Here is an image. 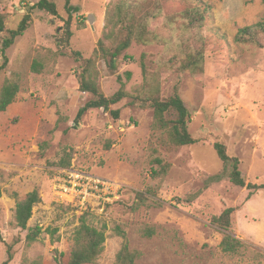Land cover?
Wrapping results in <instances>:
<instances>
[{
	"label": "rangeland",
	"instance_id": "obj_1",
	"mask_svg": "<svg viewBox=\"0 0 264 264\" xmlns=\"http://www.w3.org/2000/svg\"><path fill=\"white\" fill-rule=\"evenodd\" d=\"M37 1L0 0L5 29L16 28L26 13L31 16L6 50L8 62L0 70V88L6 80L19 83L14 101L0 112V264L8 247L13 255L8 264H58L60 253L66 262L82 218L105 235L95 264H115L123 241L117 226L128 246L141 253L136 264H264V188L248 196L249 189L233 185L229 163H222L213 148L215 141L225 145L239 160L246 182H264V29H254L262 46L235 40L241 28L262 20L261 0H163L160 14L149 23L151 42H132L115 69L96 54L90 68L101 92L110 96L123 84L126 95L108 110H87L77 125L78 108L94 98L79 90L84 60L93 55L119 0H70L78 10L71 14L69 38L65 0H50L56 15L32 8ZM188 8L205 14L204 60L176 75L159 58L181 43L177 22L168 17ZM33 62L39 72L31 69ZM153 80L163 97L178 82L197 142L173 150L158 144L160 132L152 128L153 110L144 98ZM116 109L118 118L110 113ZM150 145L158 149L154 156L170 164L163 175L151 174ZM63 169L106 180L116 192L106 200H89L85 208L61 202L54 186ZM32 190L41 200L27 227L39 226L41 232L26 244L27 230L15 224L14 209L16 199ZM136 191L148 196L134 208ZM227 206L236 208L232 233L246 243L235 254L220 250L222 231L211 223ZM147 226L154 229L150 237L140 234Z\"/></svg>",
	"mask_w": 264,
	"mask_h": 264
},
{
	"label": "trees",
	"instance_id": "obj_2",
	"mask_svg": "<svg viewBox=\"0 0 264 264\" xmlns=\"http://www.w3.org/2000/svg\"><path fill=\"white\" fill-rule=\"evenodd\" d=\"M163 0H119L115 3L113 9V16L106 21V29L102 38L98 40L97 48L93 55L84 60L85 65L82 68L79 77V90L88 92L94 98L89 99L81 105L76 113L74 122L77 125L83 114L92 108H103L108 110L111 104L120 101L126 95L123 84L120 88L110 96H105L97 84L96 75L93 73L91 64L94 61L96 54L107 60L108 67L116 68L117 60L121 56H126L123 52L131 45L132 42L138 44H147L153 40V33L149 29V23L155 19L161 12V4ZM264 6V0H261ZM65 10L68 13V19L65 23V35L69 38L72 34L70 29V18L74 11L78 10L77 6L71 5L70 0H65ZM32 8L45 10L52 15L57 14L56 5L50 0H38L34 3ZM169 21L176 23L179 29L181 43L176 47L174 53H164L159 58V64L164 65L167 69L180 75L187 69L195 70L196 67L204 60V43L200 33V28L205 19L204 11L198 8L185 9L179 14H172ZM6 13L0 12V56L2 63L0 70L7 65L8 58L6 50L13 44L16 37L21 36L27 29L31 20L29 13H26L20 19L16 28L5 29ZM178 19H180L178 21ZM264 29V16L260 22L252 27L241 28L235 40L240 43H252L262 46L257 36L254 34V29ZM123 54V55H122ZM142 73H145V64L141 62ZM31 69L34 72H39L40 65L33 62ZM126 77H130V72L126 71ZM160 84L157 80H153L149 88L146 89L145 101L149 102L153 112V130H158L160 136L157 142L160 146L173 150L182 146L190 145L197 142L189 132L190 112L185 106L180 94L179 85L176 82L173 85L172 94L163 97L160 94ZM19 91V83L17 80H6L0 88V112L14 101ZM113 117L118 118L119 111L110 110ZM218 157L224 164L230 165L228 172L229 181L239 187H246L249 189L248 196L251 192L257 189L264 188L263 183L246 182L239 170V160L236 157L227 154L226 147L223 143L215 141L213 143ZM151 149V174L153 176H160L166 173L170 164L163 161L157 154L158 149L155 145H150ZM219 178V175L214 176ZM147 194L142 191H136L134 208L144 204ZM1 197V191H0ZM40 196L36 190L28 192L22 199H16L14 209L15 224L22 230H27L25 235L26 244H31L37 240L41 232L39 226L27 227V222L31 217L33 206L40 202ZM235 207L227 206L218 215L211 217V223L222 231V237L219 242V248L224 253H238L241 249L246 247V243L236 237L231 231V215L235 211ZM55 229L51 231V234ZM116 232L123 238L120 249L115 255V264H136V260L141 256L138 250L132 249L128 246L125 233L117 226ZM140 234L145 237H150L154 234L152 227H144L140 229ZM105 235L104 232L96 227L86 223L82 218L79 225L75 228L70 250L66 262H63L60 257L61 253L55 256V261L58 264H95L98 257L104 248ZM55 252L56 249H55ZM10 247L7 248V258L2 264H8L12 259Z\"/></svg>",
	"mask_w": 264,
	"mask_h": 264
},
{
	"label": "built area",
	"instance_id": "obj_3",
	"mask_svg": "<svg viewBox=\"0 0 264 264\" xmlns=\"http://www.w3.org/2000/svg\"><path fill=\"white\" fill-rule=\"evenodd\" d=\"M54 186L57 199L61 202L72 203L80 208H85L91 199H108L116 188L99 177L83 171L63 169L56 177Z\"/></svg>",
	"mask_w": 264,
	"mask_h": 264
},
{
	"label": "water",
	"instance_id": "obj_4",
	"mask_svg": "<svg viewBox=\"0 0 264 264\" xmlns=\"http://www.w3.org/2000/svg\"><path fill=\"white\" fill-rule=\"evenodd\" d=\"M89 19L91 20V16L89 17Z\"/></svg>",
	"mask_w": 264,
	"mask_h": 264
}]
</instances>
